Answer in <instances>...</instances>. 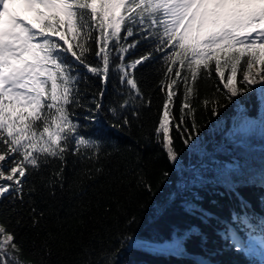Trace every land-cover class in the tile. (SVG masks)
<instances>
[{"label": "snow or ice", "instance_id": "obj_1", "mask_svg": "<svg viewBox=\"0 0 264 264\" xmlns=\"http://www.w3.org/2000/svg\"><path fill=\"white\" fill-rule=\"evenodd\" d=\"M155 65L163 102L154 138L176 163L175 140L194 146L200 135L198 82L215 75L229 102L256 86L264 93V0H0V200L23 202L26 190L54 195L70 164L98 163L101 143L82 121L97 124L105 111L115 128L129 126V116L139 119L152 99L137 72ZM202 104L219 115L218 99ZM229 192L240 199L238 189ZM193 214L209 218L203 205ZM182 243L180 237L168 250L179 254ZM120 244L85 249L84 264H117L122 249L144 246L130 235ZM22 253L15 232L0 223V264H34Z\"/></svg>", "mask_w": 264, "mask_h": 264}, {"label": "trees", "instance_id": "obj_2", "mask_svg": "<svg viewBox=\"0 0 264 264\" xmlns=\"http://www.w3.org/2000/svg\"><path fill=\"white\" fill-rule=\"evenodd\" d=\"M159 67L137 72L152 99L151 109L142 110L139 119L129 116V126L115 128L105 111L97 124L82 121L87 134L101 143L98 163L86 160L74 170L70 164L64 188L57 187L54 195L42 189L29 196L26 190L23 202L0 200V223L15 232L21 259L84 264L85 249H119L120 240L130 235L144 246L122 249L117 264H264V126L246 132L236 125L245 115L264 118V94L256 86L229 102L223 84L217 92L215 75L198 82L194 115L200 135L194 146L175 140L179 157L173 163L154 138L163 102L156 87ZM91 83L99 86L98 80ZM111 98L110 88L105 103ZM205 98L220 101L219 115H212L211 105L203 106ZM173 115H179L178 105ZM97 167L103 171L96 173ZM141 179L151 185V193ZM230 188L238 189L240 199ZM201 205L206 214L211 209L208 219L193 214ZM132 217L135 223L129 225ZM180 237L182 252L169 251Z\"/></svg>", "mask_w": 264, "mask_h": 264}, {"label": "rangeland", "instance_id": "obj_3", "mask_svg": "<svg viewBox=\"0 0 264 264\" xmlns=\"http://www.w3.org/2000/svg\"><path fill=\"white\" fill-rule=\"evenodd\" d=\"M21 11H22V9H21ZM236 125H238L241 128V131L251 132L253 130V128L257 125H260L262 127L264 126V118H260L257 120L255 118H251V117H239L236 120ZM231 236L237 237L238 234H237V232H234L232 230Z\"/></svg>", "mask_w": 264, "mask_h": 264}, {"label": "bare ground", "instance_id": "obj_4", "mask_svg": "<svg viewBox=\"0 0 264 264\" xmlns=\"http://www.w3.org/2000/svg\"><path fill=\"white\" fill-rule=\"evenodd\" d=\"M242 117H251V118H255V119H260V118H256V117H254V116H251V115H245V116H242Z\"/></svg>", "mask_w": 264, "mask_h": 264}]
</instances>
